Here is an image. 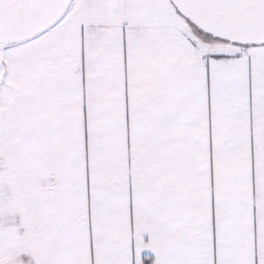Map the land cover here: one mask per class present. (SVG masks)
I'll return each mask as SVG.
<instances>
[{"label":"snow or ice","instance_id":"6c2138e0","mask_svg":"<svg viewBox=\"0 0 264 264\" xmlns=\"http://www.w3.org/2000/svg\"><path fill=\"white\" fill-rule=\"evenodd\" d=\"M0 264H264V0H0Z\"/></svg>","mask_w":264,"mask_h":264}]
</instances>
